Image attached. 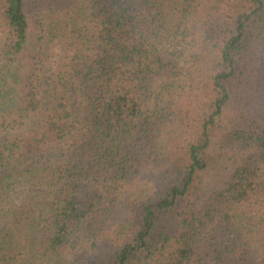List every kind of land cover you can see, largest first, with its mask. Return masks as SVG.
I'll use <instances>...</instances> for the list:
<instances>
[{
  "label": "trees",
  "instance_id": "16d2710c",
  "mask_svg": "<svg viewBox=\"0 0 264 264\" xmlns=\"http://www.w3.org/2000/svg\"><path fill=\"white\" fill-rule=\"evenodd\" d=\"M0 264H264V0H0Z\"/></svg>",
  "mask_w": 264,
  "mask_h": 264
},
{
  "label": "rangeland",
  "instance_id": "374dc122",
  "mask_svg": "<svg viewBox=\"0 0 264 264\" xmlns=\"http://www.w3.org/2000/svg\"><path fill=\"white\" fill-rule=\"evenodd\" d=\"M190 29L192 31L193 34V38L196 40L197 44H200L203 39L205 38V27H204V23L203 22H194L192 24H190ZM90 35L91 36H98V29L95 28L94 26L90 27ZM57 51V49H55ZM195 51L193 50H189L187 52V58H189ZM71 96L73 97V109H76L79 104H80V97L79 94L77 93L76 90V86L72 85L71 86ZM78 128L76 126L72 127V131L73 132H77ZM62 152V147L61 146H56V147H49L46 151V155L47 156H53L55 160H59V155ZM43 164H46V162L44 161ZM233 169V165L231 163H226L222 169L215 174L213 177H211L208 187H207V191L209 194L213 193V191L215 189H217V187L222 184L231 174V171ZM17 191H19L18 187H17ZM24 192H27V190H25ZM18 197L22 198L23 194L20 192L18 193ZM15 205L16 207H19V200H15Z\"/></svg>",
  "mask_w": 264,
  "mask_h": 264
}]
</instances>
